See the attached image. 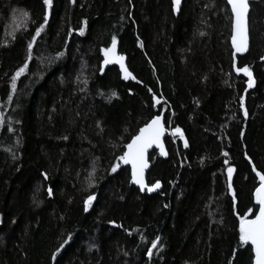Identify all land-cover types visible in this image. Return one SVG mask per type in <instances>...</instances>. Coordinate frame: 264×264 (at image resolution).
<instances>
[{"label": "trees", "instance_id": "trees-1", "mask_svg": "<svg viewBox=\"0 0 264 264\" xmlns=\"http://www.w3.org/2000/svg\"><path fill=\"white\" fill-rule=\"evenodd\" d=\"M248 28L233 59L225 0H0V264H252L239 218L264 174V0ZM113 37L131 79L102 70ZM156 114L168 157L149 154L148 195L119 157Z\"/></svg>", "mask_w": 264, "mask_h": 264}, {"label": "snow or ice", "instance_id": "snow-or-ice-1", "mask_svg": "<svg viewBox=\"0 0 264 264\" xmlns=\"http://www.w3.org/2000/svg\"><path fill=\"white\" fill-rule=\"evenodd\" d=\"M46 8L52 6V0H44ZM180 4V0H173V9L176 10ZM228 4L231 6L232 16H233V32H232V47L234 49L233 59H235L236 53H242L247 49V28H246V14L248 11L247 0H228ZM27 12L22 13V19L28 17ZM48 23V14L45 12L43 23L35 29V35L32 37V41L28 44L29 50V59H31V51L33 48V43L36 38L40 36L41 32L44 30L45 25ZM80 33L83 34V29H80ZM203 35V33H201ZM105 56L104 64H111L113 62L120 65V70L124 75V79H128L132 74L127 70L124 65V57L118 56L116 54V38H112V47L102 50ZM264 59V58H262ZM235 67V64L233 65ZM28 67L27 63L21 67L15 76L12 77L11 88L14 92L16 89V80L17 78L25 72ZM236 72L243 73L248 77V86H253L252 73L247 66L236 68ZM134 78V77H133ZM151 91V89L149 90ZM115 95V93H113ZM9 101L12 97L9 96ZM156 103H159L157 100ZM241 107H243V98H241ZM247 115V113H245ZM0 124H3V119L0 118ZM8 131H12V128L9 127ZM164 126L161 123V116H154L150 122L146 123L144 127L139 129V133L134 135L131 139V142L126 145L127 151L119 157V160L122 161L125 165H131V177L132 182L139 185L141 191L145 188L149 192L153 191L156 188L160 187L159 181L155 184L148 187L144 182V170L147 168V161L145 159V153L148 148L152 145L161 147V136L164 134ZM174 134L179 135L183 140V133L180 128L174 130ZM185 147H187V142L185 141ZM161 154H164L163 148L161 147ZM227 156V153H224ZM227 163V161H225ZM251 163V161H249ZM118 165L112 167V171L115 172ZM229 180H231V175L233 169L228 168ZM253 171L256 173V176L259 177L260 186L255 189V199L256 204L259 205V212L255 214L253 219H248L245 216H240L239 224V241L242 245H251V252L254 253V264H264V174L259 171H256L255 166H253ZM45 178H47L45 176ZM229 190L231 191L232 185L229 183ZM49 195H51V189H49ZM94 199L93 195H89L84 202L85 211L88 210L90 202ZM235 201V197H233ZM252 210L249 209V212ZM157 237V241H158ZM67 243V241H65ZM152 247H157V242H152ZM151 250H149V255H151Z\"/></svg>", "mask_w": 264, "mask_h": 264}, {"label": "water", "instance_id": "water-1", "mask_svg": "<svg viewBox=\"0 0 264 264\" xmlns=\"http://www.w3.org/2000/svg\"><path fill=\"white\" fill-rule=\"evenodd\" d=\"M225 1H226V4H227V6H228V8H229V10H230V14H231V31H230L229 44H230V48H231V50H232V54H233L234 49H233V47H232V40H231L232 32H233V16H232V11H231V6L228 4V0H225ZM255 1H256V0H247V3H248V11H247V14H246L247 49H246L244 52H242V53H236V54H235V57H243V56H245V55L248 53V51H249V47H250V39H249V28H248V16H249V12H250V4L253 3V2H255ZM181 4H182V0H180V4H179V6L177 7V9L175 10V13H176V14L179 12V9H180V7H181ZM111 47H112V46H110L109 48H111ZM116 54H117L118 56H122L121 54H119V51H118L117 46H116ZM104 59H105V56H104V53H103L102 63H101L102 70H105V69H107L108 67L113 66V67H116L117 70H118V72L121 74V76L124 77L123 73H122L121 70H120V65H119L118 63L113 62V63H111V64H104ZM124 65H125V67L127 68V64H126V59H125V58H124ZM127 70H128V68H127ZM128 71H129V70H128ZM129 72H130V71H129ZM131 78H132V75H131L128 79H131ZM154 104H156V102H155ZM156 115H160V116H161V123L163 124L164 129H165L164 134L161 136V140H160L161 147L163 148V152H164V154H161V147H157L155 144L152 145L150 148H148L147 151H146V153H145V159H146V161H147V165H148V166H147V168L144 170V182H145V184H146L148 187H151V185H153V184L156 183V182H154V183H151V184H150V183H148V181H147V172H148V170H149V168H150L149 154H150L151 152L155 151V152L157 153V155H158L161 159H166V158L168 157V151H167V149H166V145H165V137H166V135H167V128H166V126H165L164 116H163L162 114H156ZM156 115H154V116H156ZM154 116H153V117H154ZM153 117H152V118H153ZM152 118H151V119H152ZM151 119H150V120H151ZM150 120H149L148 122H150ZM148 122H147V123H148ZM142 127H144V125L141 126L140 128H142ZM140 128H139V129H140ZM139 129H138V131H137V133H136L135 135H137V134L139 133ZM132 137H133V136H132ZM131 139H132V138H131ZM131 139L126 143V145H127L128 143L131 142ZM126 145H125V147H124V152L127 151V147H126ZM124 152H123V153H124ZM122 155H123V154H122ZM121 163H122V165H124L125 167H128V169H129V173H130L129 184H130V185H133V186L136 187V188H138L139 191H140L141 193H145V192H146L148 195H152V194H156L157 192H159V191L162 190V184H161V182L159 181V183H160V187H159V188H156V189H154V190L151 191V192H149V191L147 190V188H145L143 191H141L140 186L132 182V177H131V165H125L122 161H121ZM259 186H260V184H259L257 187H259ZM257 187H256V188H257ZM256 188H255V189H256ZM253 199H254V203H255V205H257V204H256V199H255V190H254V192H253ZM257 206H258V210H257L256 214H258V212H259V205H257ZM254 217H255V216H254ZM254 217H253V218H254ZM253 218H248V219H253ZM249 245H250V244H249ZM250 246H251V245H250ZM252 256H253L252 264H254V253H252Z\"/></svg>", "mask_w": 264, "mask_h": 264}, {"label": "rangeland", "instance_id": "rangeland-1", "mask_svg": "<svg viewBox=\"0 0 264 264\" xmlns=\"http://www.w3.org/2000/svg\"><path fill=\"white\" fill-rule=\"evenodd\" d=\"M228 168H229V167H228ZM228 168L225 170V176H226V178L229 177V176H228V171H227ZM232 173H233V172H232ZM231 178H232V177H231Z\"/></svg>", "mask_w": 264, "mask_h": 264}, {"label": "bare ground", "instance_id": "bare-ground-1", "mask_svg": "<svg viewBox=\"0 0 264 264\" xmlns=\"http://www.w3.org/2000/svg\"><path fill=\"white\" fill-rule=\"evenodd\" d=\"M173 11L175 12V10L173 9ZM176 14V13H175ZM165 160V159H164Z\"/></svg>", "mask_w": 264, "mask_h": 264}]
</instances>
